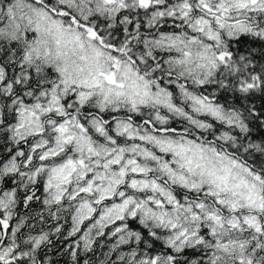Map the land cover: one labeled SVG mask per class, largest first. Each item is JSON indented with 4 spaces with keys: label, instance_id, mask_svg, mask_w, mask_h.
<instances>
[{
    "label": "snow or ice",
    "instance_id": "obj_1",
    "mask_svg": "<svg viewBox=\"0 0 264 264\" xmlns=\"http://www.w3.org/2000/svg\"><path fill=\"white\" fill-rule=\"evenodd\" d=\"M0 264H264V0H0Z\"/></svg>",
    "mask_w": 264,
    "mask_h": 264
}]
</instances>
